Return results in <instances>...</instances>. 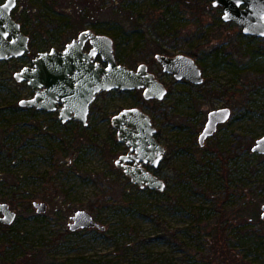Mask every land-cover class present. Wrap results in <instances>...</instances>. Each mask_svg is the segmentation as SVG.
I'll use <instances>...</instances> for the list:
<instances>
[{
	"label": "rangeland",
	"instance_id": "obj_1",
	"mask_svg": "<svg viewBox=\"0 0 264 264\" xmlns=\"http://www.w3.org/2000/svg\"><path fill=\"white\" fill-rule=\"evenodd\" d=\"M132 2L165 9L168 0ZM81 5L90 11L85 24L78 22ZM197 5L192 9H206L200 19L183 12L187 8L182 4L166 8L172 9L170 29L183 34L166 42L171 54L188 55L199 43L210 48L236 37L264 53V39L247 37L237 24L224 23L222 8ZM18 6L34 33L30 54L0 61V133L7 131L5 146L0 142V203L17 213L10 229L0 231V264L3 259L24 264L33 253L40 254V261L31 264L233 263L223 249L238 260L264 264V226H243L245 205L257 203L261 219L264 204V156L247 150L264 136V54L232 62L215 59L207 49L203 60L194 58L205 78L203 89L175 83L151 58L132 64L139 41L133 38L115 49L118 61L132 69L145 63L160 76L169 87L163 103L145 104L137 90L112 91L98 97L87 126L63 123L57 113L20 106L33 92L15 74L41 52L64 49L85 25L109 19L113 1L18 0ZM199 29L206 34L199 35ZM140 44L141 54L145 43ZM239 88L244 96H233ZM224 89L229 93L220 95ZM223 107H230L236 120L200 147L208 113ZM127 108L149 114L160 133L158 140L167 151L160 170L151 172L165 182L164 191L140 188L116 167L124 147L112 118ZM35 202L46 203L47 211L38 213ZM79 210L90 213L104 230L72 232L70 218Z\"/></svg>",
	"mask_w": 264,
	"mask_h": 264
},
{
	"label": "water",
	"instance_id": "obj_2",
	"mask_svg": "<svg viewBox=\"0 0 264 264\" xmlns=\"http://www.w3.org/2000/svg\"><path fill=\"white\" fill-rule=\"evenodd\" d=\"M214 7L222 8L224 23L237 24L246 36L264 38V0H213ZM18 0H6L0 4V61L19 59L31 52L30 37L21 24L13 18ZM87 42L92 45L89 53L84 51ZM100 55L106 66L93 64V58ZM165 73L177 81L186 80L193 85L204 84L202 69L195 59L185 54L169 56L156 54ZM19 83L26 82L34 96L20 101L21 107L41 111L59 112L63 123L71 120L88 125L90 107L102 92L133 91L144 89L146 99L162 100L167 94L163 83L148 71L146 64L137 69L120 64L115 55L114 41L104 34L92 30L82 31L77 38L67 44L64 50L52 48L41 52L31 66L22 68L15 74ZM233 110L223 107L208 113L205 125L198 137L200 147L218 131L220 125L232 118ZM114 126L119 130V140L127 144L135 155L122 157L124 163L134 162V166L123 167L124 174L140 188L164 191L166 184L151 171L140 164L152 162L158 166L166 152L157 140L156 127L149 114L141 109H129L115 117ZM252 152L264 156V136L257 139ZM38 213L47 211L46 203L35 202ZM264 221V204L261 207ZM17 219L15 211L8 203H0V223L12 225ZM69 224L72 232L86 229L104 230L95 218L85 210L75 212Z\"/></svg>",
	"mask_w": 264,
	"mask_h": 264
},
{
	"label": "trees",
	"instance_id": "obj_3",
	"mask_svg": "<svg viewBox=\"0 0 264 264\" xmlns=\"http://www.w3.org/2000/svg\"><path fill=\"white\" fill-rule=\"evenodd\" d=\"M114 4V9H107L108 11L111 10L110 14L112 15L109 19H106L103 21V23H100V21H94L92 25L86 26L85 29L91 28L95 31V33L98 34H104L111 37L114 41L115 49L121 46L122 44H125L128 41H131L133 38H137L139 41L136 44V49L133 51L131 60L132 64H135L139 61L145 62L149 61L148 59L151 58L150 61L155 62V58L153 57L154 54H166V55H174L171 54V51H169L168 47H166V42L171 40L173 37L178 38L180 36H183V34L179 31H175L173 29H170L169 22L172 21L169 16V10L172 9H166L174 4H182L187 9H181L183 12L190 13L194 15V17H199V19L203 16V12L206 9H192L194 7H197V3L199 5L205 4V8L209 9L211 6H213V0H202V1H188V0H168V2H165L166 8H159L156 5H151L147 9H145L142 6H139L138 4H134L133 0H112ZM192 2L193 5L190 3ZM73 7V1L71 2ZM214 7V6H213ZM120 8V9H115ZM216 9H219L221 7H215ZM35 9H38L37 7ZM72 10V9H71ZM74 10V9H73ZM23 9H20L19 6L13 11V18L18 21L21 26L22 30L26 35H30V40L33 38L34 30L33 28H28L27 22L28 20L23 16ZM79 14V20L78 22L80 24H85L86 22H90V11L89 7L82 6L80 9H78ZM174 14V13H173ZM116 17V19H115ZM40 18V16H39ZM173 19H176L173 17ZM143 21V25L139 23L140 21ZM44 23V21H42ZM98 24V25H96ZM112 25L116 26L113 30H108L106 27H102L99 25ZM123 25V26H122ZM222 26H227L226 24H220ZM210 29H207V32ZM197 32H199V35L204 36L206 34L203 30L199 29ZM196 34V32L194 33ZM140 41L145 43L143 52L140 54L138 51L141 49L140 47ZM32 43V42H31ZM32 47V44H31ZM139 47V49H138ZM211 50V54L215 59H221V60H229L234 62L235 57L237 58H246L248 56L256 57L258 55H263V51L261 47L256 48H250L248 45H245L241 42V39L236 37L235 40L233 39H227L224 43H219V45H216L214 47H208L204 46L202 43H199L197 46H192L190 49L187 50V54L193 58L201 59L204 58L201 57V55L207 50ZM230 51V52H229ZM32 52V48H31ZM116 55V54H115ZM209 55V56H210ZM117 58V55H116ZM118 60V58H117ZM242 71H240L239 75H242ZM205 88L204 85H200L199 88ZM244 89H237L233 91V96L238 95L239 97L244 96L245 94ZM229 93V89H224L223 91H219L220 95H224ZM219 96V95H218ZM33 110V109H29ZM37 113V111H35ZM237 116L233 113L232 118L230 121H228L226 124L221 125L223 126H231L233 122L236 120ZM6 134L7 131L0 133V142L2 143V146H5L6 144ZM160 134V133H159ZM247 150L251 152V146L250 144L247 146ZM259 205L257 203H247L245 205V211H246V217H245V224L243 225L245 227H252L253 223L261 224L264 226V221H262L259 216ZM11 226L0 224V231H8ZM95 230V228H94ZM252 236H255L256 239H259L257 236V233H252ZM264 238V236H262ZM261 237V238H262ZM222 252L230 257V259L233 261L234 264H253L251 261L246 262L245 260H238L230 250L223 249ZM39 255H35V253L32 254V258L27 259L24 264H31L32 262L40 261L38 258ZM236 259H235V258ZM230 263V264H233ZM3 264H16L15 261H10L8 259H3Z\"/></svg>",
	"mask_w": 264,
	"mask_h": 264
},
{
	"label": "flooded vegetation",
	"instance_id": "obj_4",
	"mask_svg": "<svg viewBox=\"0 0 264 264\" xmlns=\"http://www.w3.org/2000/svg\"><path fill=\"white\" fill-rule=\"evenodd\" d=\"M232 23V22H231ZM85 30H92L91 28H88V29H85ZM84 30V31H85ZM242 30V29H241ZM92 31H94V30H92ZM95 32V31H94ZM81 33V32H80ZM79 33V34H80ZM78 34V35H79ZM96 34H98V33H96ZM246 36V35H245ZM78 37V36H77ZM76 37V38H77ZM247 37H250V38H256V39H258V37H256V36H247ZM75 38H73L69 43H71L73 40H74ZM259 39H264V38H259ZM69 43H67V44H69ZM67 44H66V46H67ZM65 46V47H66ZM65 49V48H64ZM64 49H62V50H64ZM92 50V45H91V43L90 42H87L86 44H85V46H84V51L86 52V53H89L90 51ZM156 56V55H155ZM169 56H175V55H169ZM155 58V57H154ZM156 60V59H155ZM119 62V61H118ZM156 62H157V60H156ZM97 63H100L101 65H103V66H106V64L102 61V58H101V56L100 55H97L96 57H94L93 58V64L94 65H96ZM158 63V65H160L161 66V68H162V72L165 74V76H168V77H170V78H172L174 81H175V83H181V82H188V81H186V80H182V81H177L175 78H174V76L173 75H171V74H168V73H165L164 71H163V67H162V65L159 63V62H157ZM32 64V63H31ZM145 64V63H144ZM141 65V64H140ZM139 65V66H140ZM147 65V64H146ZM138 66V67H139ZM148 66V65H147ZM137 67V68H138ZM136 68V69H137ZM148 71L150 72V73H152L151 71H150V68H149V66H148ZM152 74H154L155 75V77H156V79H158L161 83H163L164 85H165V87H166V89H167V94H166V96L164 97V99H166V97L168 96V94H169V87H168V84L167 83H164L163 81H162V78L160 77V76H158L157 74H155V73H152ZM188 83H190V82H188ZM192 84V83H191ZM117 91V90H116ZM133 91H136V90H133ZM137 91H141L142 92V95H143V101H144V103L145 104H148V103H150V104H157V105H159V104H161V103H163V101H164V99H162V100H158V99H146L145 98V96H144V89H139V90H137ZM112 92V91H111ZM102 93H107V92H102ZM102 93H100V94H98L97 95V97H96V99H95V101H94V103L91 105V107H90V112H89V116H88V124H89V120H90V115H92L93 113H94V104L96 103V101H97V99H98V97L102 94ZM33 96H34V92H33ZM32 96V97H33ZM95 109H99V107H95ZM129 109H135V108H127V109H124V110H122V111H120V112H118L117 114H115L114 116H113V118H112V126L114 127V130L117 132V139H118V142L120 143V145L121 146H123L124 147V151L123 152H121V154L119 155V157H118V159L116 160V167H117V169L119 170V171H125L124 169H123V167H124V165L125 166H134L135 165V163L134 162H127V163H124L123 161H121L120 159L122 158V157H124V156H128V155H135L136 154V151H131V149H130V147L129 146H127V144L126 143H124V142H121L120 140H119V130L114 126V119H115V117L116 116H118L119 114H121L123 111H125V110H129ZM138 109H140V108H138ZM35 110H37V109H35ZM142 110V109H141ZM38 111H41V110H38ZM143 111V110H142ZM41 112H43V113H46V114H51V113H53V114H58V117H59V112L58 111H56V112H49V111H41ZM71 121H75V120H71ZM153 121V120H152ZM75 122H79V121H75ZM81 123V122H80ZM154 124V123H153ZM221 126V125H220ZM220 126H219V128H220ZM219 128H218V130H219ZM157 129V128H156ZM218 132V131H217ZM159 133H158V130H157V132H156V134H155V137L157 138V140H158V136H160V134L158 135ZM209 140V139H208ZM159 141V140H158ZM165 147V146H164ZM166 149V148H165ZM166 151H167V149H166ZM165 154H166V152H165ZM165 154H164V157L162 158V160L159 162V164H158V166H154L153 164H152V162H148V163H141L140 165L146 170V171H159L160 170V168H159V166H160V164L163 162V160L165 159ZM10 208H11V206H10ZM11 210H12V208H11ZM14 211V210H13ZM17 214V213H16ZM0 224H2V223H0ZM4 225V224H3Z\"/></svg>",
	"mask_w": 264,
	"mask_h": 264
}]
</instances>
